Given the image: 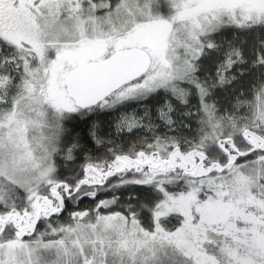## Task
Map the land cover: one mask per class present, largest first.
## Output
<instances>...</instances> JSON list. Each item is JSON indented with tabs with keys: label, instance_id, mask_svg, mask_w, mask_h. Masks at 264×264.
Returning <instances> with one entry per match:
<instances>
[{
	"label": "snow or ice",
	"instance_id": "snow-or-ice-1",
	"mask_svg": "<svg viewBox=\"0 0 264 264\" xmlns=\"http://www.w3.org/2000/svg\"><path fill=\"white\" fill-rule=\"evenodd\" d=\"M0 264H264V0H0Z\"/></svg>",
	"mask_w": 264,
	"mask_h": 264
}]
</instances>
